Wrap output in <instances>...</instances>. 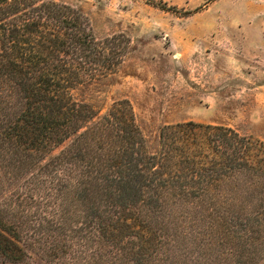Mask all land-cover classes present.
Returning <instances> with one entry per match:
<instances>
[{
    "label": "rangeland",
    "instance_id": "obj_1",
    "mask_svg": "<svg viewBox=\"0 0 264 264\" xmlns=\"http://www.w3.org/2000/svg\"><path fill=\"white\" fill-rule=\"evenodd\" d=\"M54 1L80 9L95 38L122 52L109 76L71 90L94 109L95 121L127 100L148 153L157 151L162 128L188 122L229 127L264 144V0ZM14 100L0 79V224L12 228L17 237H8L21 249L11 264H120L100 248L96 219L89 224L82 201L67 195L66 172L49 164L73 138L39 152L28 138L5 133L9 116L16 124ZM192 202L166 209L163 243L142 264H264V228L248 252L244 237L213 234L228 225L244 236L247 216L231 226L207 215V202ZM250 223L259 229L264 219Z\"/></svg>",
    "mask_w": 264,
    "mask_h": 264
},
{
    "label": "trees",
    "instance_id": "obj_2",
    "mask_svg": "<svg viewBox=\"0 0 264 264\" xmlns=\"http://www.w3.org/2000/svg\"><path fill=\"white\" fill-rule=\"evenodd\" d=\"M113 44L98 41L74 6L0 0V79L18 110L16 124L4 118L11 123L4 132L28 138L39 152L73 138L49 164L56 173L66 172L67 195L82 201L85 220L96 219L99 246L110 262L142 264L152 246L163 243L159 226L166 209L196 200L207 202V215L231 226L235 216H247L240 223L244 236L228 225L213 234L244 237L250 252L264 228L250 223L264 219V144L229 127L188 122L162 128L157 151L148 153L127 100L95 121L94 109L75 101L71 90L113 73L122 53ZM10 229L0 224L4 264L20 261L13 258L21 249L8 237H17Z\"/></svg>",
    "mask_w": 264,
    "mask_h": 264
}]
</instances>
